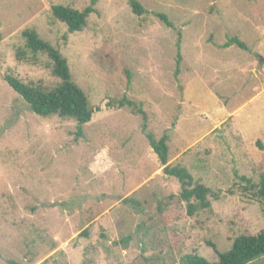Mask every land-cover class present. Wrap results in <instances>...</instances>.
Instances as JSON below:
<instances>
[{
  "label": "rangeland",
  "instance_id": "1",
  "mask_svg": "<svg viewBox=\"0 0 264 264\" xmlns=\"http://www.w3.org/2000/svg\"><path fill=\"white\" fill-rule=\"evenodd\" d=\"M138 1L139 16L127 0H97L86 27L67 34L50 5L90 0H0V264H135L171 232L177 259L213 263L236 236L264 230L249 186L264 174V0ZM25 28L60 50L94 107L82 137L72 119L32 113L4 81H58L44 54L18 56ZM232 37L246 48L221 46ZM122 97L146 113L147 132L168 137L167 164L210 189V209L187 215L168 200L179 182L163 173L141 115L116 106ZM167 203L180 218L164 224L154 209Z\"/></svg>",
  "mask_w": 264,
  "mask_h": 264
},
{
  "label": "trees",
  "instance_id": "2",
  "mask_svg": "<svg viewBox=\"0 0 264 264\" xmlns=\"http://www.w3.org/2000/svg\"><path fill=\"white\" fill-rule=\"evenodd\" d=\"M96 2L97 0H90V3L81 10L64 4L53 3L50 5V12L53 18L66 26L67 34H71L80 32L86 27L89 15L95 11L94 5ZM127 3L133 14L139 16L145 12L144 7L138 0H127ZM156 16L166 26L173 27V24L164 13H156ZM21 34L25 40L24 47L26 50L25 52L23 50L19 51L18 56L23 58L26 52L32 53L33 56L44 54L50 61L51 73L58 81L49 88L41 84L24 83L10 74L4 75V81L27 104L28 109L32 113L38 116L57 115L60 118L72 119L76 123L75 138L82 137V126L91 120L94 107L90 104L84 90L73 81L66 58L57 47L42 39L35 29L25 28ZM231 44L246 48L236 37L228 39L221 46L227 47ZM177 49L176 72H178L182 59L178 45ZM116 104L118 108L128 105L132 108V111L141 115L143 120L142 131L145 134L148 145L163 166V173L175 178L179 182V194L170 195L168 200L185 202L187 215H193L198 210L210 209L211 205L208 199V196L212 194L210 189L204 184L195 181L186 167L179 164H167L168 137L163 135L159 139H156L151 133L146 131V124L144 122L146 113L142 109L136 108L133 101L122 97ZM241 179L250 183V179L244 176ZM249 186L254 190L256 197L259 198L264 206V174L260 176L256 184L251 183ZM191 200H194V202ZM167 209L168 203L157 205L154 209L155 213H160L164 224L180 218L179 216L171 217V215L165 214L164 211ZM141 213L147 215V211ZM150 216L149 213V216L147 215L143 221L146 229L151 228L153 224ZM160 236L161 242L156 243L155 240L153 242V250L157 246V249L152 253L153 256L140 257L139 260L135 261V264H254L256 260L264 257V230L255 235L240 234L236 236L227 251L222 253L217 252L218 261L213 263L196 253H187L177 259L176 252L182 242L180 236L176 232H171L170 235L163 233ZM126 240L122 241L125 242ZM208 244L211 245L209 242ZM6 264L21 263L8 259Z\"/></svg>",
  "mask_w": 264,
  "mask_h": 264
},
{
  "label": "crops",
  "instance_id": "3",
  "mask_svg": "<svg viewBox=\"0 0 264 264\" xmlns=\"http://www.w3.org/2000/svg\"><path fill=\"white\" fill-rule=\"evenodd\" d=\"M261 63H262V62H261ZM254 97H255V98H253L252 101L256 100V98L258 97V95H255ZM252 101H251V102H252ZM257 112H258V111H257ZM256 145H257V146H261L260 143H259V141L256 142ZM157 159H158V158H157ZM263 259H264V257H261L260 259L256 260L255 263L258 262V261H260V260H263ZM255 263H254V264H255Z\"/></svg>",
  "mask_w": 264,
  "mask_h": 264
}]
</instances>
